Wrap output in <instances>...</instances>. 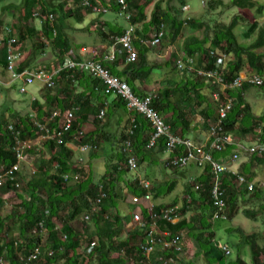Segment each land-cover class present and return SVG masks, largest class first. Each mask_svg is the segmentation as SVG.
<instances>
[{
    "label": "trees",
    "instance_id": "obj_1",
    "mask_svg": "<svg viewBox=\"0 0 264 264\" xmlns=\"http://www.w3.org/2000/svg\"><path fill=\"white\" fill-rule=\"evenodd\" d=\"M73 1L77 11L68 12L70 14L68 17L58 6L52 3V0H25L24 12L18 25V45L16 48L24 52L23 45L28 42L32 43L33 48L29 57H26L18 65L19 73L32 70L37 58H40L42 52L50 48L61 59L70 56L74 60H81L77 55V57L72 55L76 47L70 41L64 23L68 18H74L82 24L92 13L89 10L83 11L81 0ZM153 1L128 0L131 18L126 21L128 23L126 27L135 29L137 37L134 43L139 52V61L133 71H130V76L124 81L132 87L138 96H141L142 94H140L136 84L147 80L152 75L153 70L157 68V66H153L150 71L145 69L148 67L145 58L148 52L160 47L152 48L143 43L153 27L161 28L164 26L166 28L172 26V33L167 36H171L173 40L180 37L185 26H189L196 32H205L206 36L203 40L196 37L189 38L178 53L179 58L188 55L194 60L195 71L189 75L184 74L188 78L187 82L176 83V85L171 82L165 87V90L161 89L154 93L157 96L154 101L155 110L166 118L176 134L187 137L186 135L192 131L191 125L195 122L193 117L201 115L197 123L202 121L203 127H206V124L212 119L219 117L218 103L212 96L206 94V90L210 89L213 95L214 84L199 77L197 73L201 69L214 67L215 60L211 59L210 52H215L218 56L226 55L228 57L224 70L226 84H231L242 74L258 75L264 78V25L259 19L264 16V0H231V7L249 10L256 14L257 19L255 22H249L244 17L236 16L229 25L219 22L211 25L205 21V17H208L209 13L217 12L226 6L224 0H211L205 5V11L200 17L181 22L179 18L172 17L170 13H164L160 4L156 5V12L152 20L148 21L147 9ZM94 4L106 6L118 15L120 13L115 0H110L108 3L106 0H95ZM36 8L42 11L39 17L34 14ZM50 14L56 16L55 23L50 21L48 17ZM119 17L124 18L120 15ZM39 19L43 25L41 31L36 28V22ZM126 27L122 26L118 35H124L129 30L124 29ZM244 29L246 30V39L253 38L249 44L243 43L242 38L237 34ZM54 30L57 31V36L54 35ZM4 49V57L0 61V65L6 70V45ZM98 56L97 58H100ZM119 56L126 62L124 56ZM117 62L118 60L114 63L105 62L104 66L113 75L122 78L121 73L116 70ZM133 66L135 65L129 67L132 68ZM174 69L179 72L176 62ZM56 84L57 88H61V90H58L55 96L49 93L45 103L41 100L32 103L36 111V118L32 117L31 114L22 116L13 113L12 119L15 120V123H12L6 115L0 117L1 176L4 169L8 170L17 163V157L13 151L15 141L9 131V126L15 127L23 141H37L42 135L35 126V122L44 123L53 111L60 113V117L50 124L51 132L56 138L41 142L38 149L41 150L36 162V172L31 174L32 176L27 175L25 171L27 164L26 162L25 165L23 164L21 180L25 182L28 199L26 200L23 195L18 194L19 190L11 184L9 179L6 180L7 188L17 193L22 202L17 205L16 210L8 212L4 199L0 198V260L4 258L9 264H24L22 259L28 258L40 247L41 236H35L34 231L40 229V223L44 222L48 231V242L44 246L45 248L42 247L39 259L33 264H129V262H132L131 264H148L142 262L145 258L140 249V244L145 240L144 232L135 225L132 227L130 221L133 218L128 221V218L120 210L119 201H122L124 193L137 198L147 195V190L139 184L140 179L134 182L125 181L127 172H129L127 170L128 154L125 152V142L131 139L133 153L138 158L140 165L154 163L152 160L153 152L156 153L155 155H162L165 151L163 142L158 149H149L150 139L154 131L151 125L139 116H136L137 129L133 137L129 134L132 119L127 121L119 134L110 133L108 123L118 115L120 110L128 111L127 105L119 97H115L113 101L109 102L108 100L112 96L106 95L103 84L90 75L64 71L56 78ZM253 88L264 93V84L260 87L246 84L243 89L228 90L222 94V101L234 100V108L223 121V126L226 132L238 140L253 135L259 142L264 143V115L256 117L246 98V93ZM74 109H76L77 120L72 130L62 138V144H59L57 142L59 140L58 133L63 117L67 111ZM102 111H106L105 119L108 120L106 126H101L103 120L98 118ZM167 115L168 117H166ZM91 117H95V131L90 135L86 134L82 140L76 143L80 146L88 144L98 146V150L93 153L94 159L100 157L106 159L102 166L103 176H100L99 179L93 163H89L86 167L77 166L74 162L75 152L67 147L69 143L74 142L76 135L83 132L84 125L90 121ZM196 130L200 129L195 128L193 131ZM205 132L208 133V131ZM236 149V147H228L223 153L214 152L213 156L215 160L225 162L236 153ZM35 152V150L30 151L31 154ZM247 157L249 158L243 162L240 174L246 177L248 181L256 182V189L250 192L247 187L241 186L235 177L231 175L225 177L223 183L227 190L228 221L240 214L242 202H250L255 204V208H258L257 211L255 209L245 210L246 217L252 220H256L260 216L264 217V187L260 182L259 184L257 182L260 176L259 170L264 168V157L248 155ZM162 167L165 168V166ZM66 175L71 177L79 175L80 180L76 181L71 178L66 181ZM210 179L209 168H207L198 179L199 182L206 184L205 188L200 192L191 191L190 200L185 199V204L179 211L180 222L173 225L162 221L159 223V229L162 232H169L171 237H182V234H187L198 242L202 253L210 254L213 249L216 252V258L211 259L210 264H219L224 261V257L219 247L215 246L214 227L218 222L212 220L213 205ZM122 183L125 184V188L122 187ZM175 187L176 183L165 186L167 190L165 188L157 189L156 186H153L151 193L156 194L157 199L162 196V190L163 195H169ZM101 188H103L102 191ZM102 193L106 194V198L98 205V212L92 214L93 228H86V234L78 233L73 228L72 223L82 215H89ZM172 208L174 205L167 208L154 206L157 213ZM65 210H68V214L63 218L62 213ZM189 213H193V219L190 221L186 218ZM143 215L146 224H148L150 211L143 209ZM55 220L62 221V229H58ZM10 221L13 229L8 230ZM14 233H19V239L14 237ZM238 233L241 239V243L237 246L238 249L241 250L244 246H249L253 264H264V247L259 244L263 235L256 232L247 233L244 230H238ZM65 235L67 239L64 238ZM87 239H91L89 244H87ZM94 241L98 242V246L93 254L84 255L83 246L85 244L89 246ZM183 244L185 245L184 242ZM52 251L54 254L50 256L49 253ZM160 257L164 259L176 257L175 261L180 263L177 261L176 254L161 250L152 256L151 262L162 264L158 260ZM244 263L241 256L229 261V264Z\"/></svg>",
    "mask_w": 264,
    "mask_h": 264
},
{
    "label": "built area",
    "instance_id": "obj_2",
    "mask_svg": "<svg viewBox=\"0 0 264 264\" xmlns=\"http://www.w3.org/2000/svg\"><path fill=\"white\" fill-rule=\"evenodd\" d=\"M95 0H81V7L83 10H89L92 14L100 16L110 13V9L105 6L95 5ZM116 4L120 9L119 15L124 17L126 20H130L131 15L129 14L130 5L128 0H115ZM39 17V14H35ZM49 19L52 23L56 22V16L50 14ZM54 35L57 36V31L54 30ZM11 33V31H9ZM166 30L163 27L153 28V34L151 38L143 40V43L152 48H156L162 45L166 38ZM136 32L134 28H130L124 35L118 36L114 39L115 48L111 54L107 55L103 60L97 59V52H88V57L81 60L68 59L64 64L60 65L59 68L54 72H48L43 69H36L32 71H25L19 73L17 67L25 59L24 52L19 51L16 47L18 41L16 38L11 37L7 41V55H6V71L11 75L13 82L22 81L21 93L27 94L28 88L39 83L43 87L49 89H55L57 87L56 78L64 71H74L78 73H86L93 79L98 80L104 86V92L108 96L119 97L124 100L127 105L128 111L132 114L129 134L133 137L137 129L136 116L144 118L153 128L154 134L150 139L149 149H158L160 144L163 142L165 153L169 155V159L165 164V168H174L178 170H186L191 166H196L202 172H205L209 168L210 174V187H211V198H212V220L214 222L228 221L227 215V190L224 188V179L227 175H231L238 180L241 186L248 188L250 192L255 191L256 182H250L246 177L240 174V168L242 166L241 153H245L248 156H259L264 157V143L257 142L252 146H244L236 141L233 136L224 130L223 121L227 118L228 113L234 108V100L230 99L226 102L222 101V94L228 90H240L244 86L251 85L260 87L264 84V78L258 75L248 76L242 74L239 78L235 79L231 84L225 83L224 70L225 64L228 60L226 55L218 56L215 52H210L211 59L214 61V67L212 69H201L199 70L198 76L206 81L212 82L221 89V93L213 95V99L219 104V117L214 119V126L210 129L209 141L206 144H198L188 137H183L180 134H176L172 128V125L166 121L164 116L158 113L154 108V101L157 98L155 94L149 96H138L132 87L124 80L115 76L104 66L105 62L114 63L117 60L118 54L122 55L126 59V64L135 65L139 61V52L135 46L134 40L136 38ZM86 53L87 50L83 49ZM177 67L182 74H191L195 71L194 60L188 55L181 56L177 61ZM36 99H33L35 102ZM106 111H102L98 116L99 120H104ZM34 118L36 116L33 115ZM60 117L58 111H53L48 119L43 123L40 121L35 122V126L41 132L42 137L37 141H23L20 133L16 132L13 125L9 126V131L12 133L15 141L14 153L17 157V163L10 169H4V173L0 176V194L1 191L7 188L6 180L9 179L11 184L16 189L22 188L21 174L23 172V164L27 162V157L30 151L38 150L41 142L54 140L56 137L53 136L50 124ZM77 120L76 109L69 110L63 117V121L59 127L60 132L58 133V143L62 144V138L68 132H70ZM85 136L84 132L79 133L75 136L74 142H79ZM77 151L84 153L95 152L98 150L96 145H84L80 146L78 143ZM67 147L74 149L73 145L68 144ZM228 147H236V153L231 156L227 161L220 162L215 160L213 153H223ZM125 152L128 154L127 169L130 172L136 173L139 168V160L133 153V145L131 139L125 142ZM75 179L80 180V176L71 177L65 176V180ZM194 184V191L200 192L205 188V183L199 182L198 179L192 180ZM139 184L147 190V195L141 198L135 197L136 203H140V200L150 201L152 200L151 185L148 182L140 180ZM103 188H101L102 191ZM106 198V194L102 193L97 204L93 206L92 212L85 217L86 221H91L92 214H96L99 209V204ZM190 199V197H189ZM141 204V203H140ZM150 211V220L148 224L144 219L143 212L137 213L133 217V223L136 227L140 228L145 235V240L140 244V249L145 258L143 263H151V258L154 254L161 250L162 252H172L176 255H180L184 252V246L182 238L180 236L171 237L169 232H162L159 229V223L165 221L176 225L180 222L179 207L164 210L163 212L157 213L153 207H146ZM63 228V227H62ZM59 229V228H58ZM35 236L48 235V231L44 222L40 223V229L34 231ZM67 239V236L64 237ZM98 246V242L94 241L89 246L84 248V255L90 256ZM216 246H218L216 242ZM221 254L224 257V261L219 264H229V261L234 258L233 250L228 246L224 245L219 247ZM50 256L54 252L49 253ZM41 255V248H37L28 258H23L24 264H33L39 259ZM162 264H181L175 261L173 258L164 259L160 257L158 259ZM0 264H6L4 258L0 260ZM82 264V263H80Z\"/></svg>",
    "mask_w": 264,
    "mask_h": 264
},
{
    "label": "rangeland",
    "instance_id": "obj_3",
    "mask_svg": "<svg viewBox=\"0 0 264 264\" xmlns=\"http://www.w3.org/2000/svg\"><path fill=\"white\" fill-rule=\"evenodd\" d=\"M60 5L63 8V13L66 14L70 12L71 9L76 8V4L73 0H59ZM107 3L110 2V0H106ZM211 0H154L153 3L150 4V6L147 9V15H148V21H151L153 18V15L155 14L156 10V5L160 4L161 9L164 13L171 14L172 17L179 18L180 22L181 21H186V20H195L198 17H200L204 11H205V5L208 4ZM226 6L222 9H219L217 12L209 13L208 17H205V21H208L209 24L214 25L215 23H224L229 25L233 19L236 16H241L246 18L249 22H255L257 19L256 14L250 12L249 10H241V9H236L231 7V0H224ZM24 3L25 0H0V57L3 59L4 57V47L7 45V41L13 37V38H18V25H19V20L21 19L23 12H24ZM52 3H54V0H52ZM102 6L101 4H99ZM65 8H64V7ZM106 7V6H105ZM61 8V9H62ZM77 10V8H76ZM112 11L110 10V13L107 14L106 16L100 15L96 16L93 14H90L87 18V22L85 24H80L78 21L74 18H68L67 19V25L68 27L72 28H85L87 31L86 33L78 30L80 34H85L86 39L82 38L83 41L85 42L82 43L85 47H90L93 48L97 41H103L110 38L108 31H107V23L105 22V18L109 19L111 17H114V15L111 13ZM34 14H42V11L39 8H36L34 11ZM67 16L69 17L70 14L68 13ZM121 20V23L123 26H127V20L125 18L119 17ZM261 24L264 25V16L259 18ZM98 25L96 26V31H91L90 28L93 25ZM36 26L41 30L42 29V22L39 19L36 22ZM9 28L11 30V33L7 31ZM156 28V27H153ZM129 29V27L127 28ZM171 29L172 26L166 27V33L167 35L171 34ZM245 32L246 30H241L237 34L240 35L242 38L241 40L245 44H249L253 38L251 39H246L245 37ZM153 34V29L149 31V35L147 36V39L151 38L150 36ZM75 35V34H73ZM166 35V38L164 39L162 45L159 48L152 49V63L151 66L148 65L146 70L150 71L151 67H156V66H162L163 68L169 63L171 65L170 70L168 71L167 69L165 70L167 73H170L169 75V80L175 79L177 76L174 75L175 72L177 71L175 68V62L177 63L179 56L178 53H180L181 49H183L184 44L186 41L189 40V38L196 37L199 39H204L206 36L205 32H196L195 30L191 29L189 26H185L182 34L180 35L179 38L176 40H173L172 37H168ZM78 36V35H77ZM244 39H243V37ZM86 40V41H85ZM248 40H250L248 42ZM174 41V43H172ZM2 42V43H1ZM30 43V42H28ZM27 44L23 45L25 48H27ZM170 43V46H174L175 48H178V52L174 51V53L166 60V49L168 48ZM31 44V43H30ZM81 44V45H82ZM94 45V46H93ZM168 45V46H167ZM99 52V51H98ZM29 57V56H28ZM178 57V58H177ZM177 58V59H176ZM176 59V60H175ZM62 59L56 55V53L53 51V49H48L45 50V52H42V56L40 58H37V60L34 63L33 70L36 69H43L48 72H54L59 68L60 61ZM162 60H164V63H162ZM159 62V63H158ZM161 64V65H159ZM136 65V64H135ZM165 69V68H164ZM157 72L156 69L153 70V72ZM177 73H179L177 71ZM1 74V71H0ZM155 74V73H153ZM157 75V74H155ZM152 78V77H151ZM11 78L5 75V72H2V77L0 75V117L3 115H6L8 120L11 121L12 123H15V120L12 119V114L13 113H18L22 116H27V115H34L36 111L34 110V106L32 105L33 103V98L36 97L38 100L42 99L44 102L46 101V96L51 93L52 96H55L58 92V90H61V88H55V89H50L48 87H43V85L37 83L34 86H31L28 88V93L27 94H22L21 93V87L23 85V82L18 80L13 83V85L10 87ZM178 84V83H177ZM167 83H164V86H166ZM176 85V84H174ZM40 89V90H39ZM207 92H210L209 90H206ZM213 95L217 93H221V89L219 86L214 85L213 87ZM246 98L247 102L251 105V108L254 112V115L256 117H261L264 115V93L261 92L259 89L253 88L251 91L246 93ZM219 105V104H218ZM52 110H54L52 108ZM51 111V110H50ZM196 117V119H195ZM193 117V121L196 124L197 120L199 119V115ZM94 118L91 117V120L87 123L84 127V133L85 135L90 133L93 129H95L94 125ZM214 121V120H213ZM208 122L206 124V127L204 126V130L210 131V129L214 126V122ZM102 124L101 126H106L108 123L107 119H104L101 121ZM111 130L114 132H117L119 130V126L117 124V121L112 119L111 122L108 123V125ZM235 140H238L237 138L233 137ZM238 142L244 146H252L254 143L258 142V139L254 137L253 135H250L244 139L238 140ZM41 150V149H40ZM40 150H35L36 152L34 154L30 153L29 158L27 157V162L25 166V171L27 175H31L33 169L36 168L35 162L38 161L39 158V151ZM154 156L160 159V155H155L156 153L153 152ZM242 161L247 160V155L245 153L240 154ZM82 156L79 154H76L74 156V162L76 165L81 166V167H86L87 164L90 162V159H86V163L82 164L80 162ZM28 160L30 161L28 163ZM94 163L93 166L96 168V173L98 174V179L100 176H103L104 170L102 166L105 164V158L100 157L98 159H93ZM150 164V163H149ZM149 164H139L138 168V175H140L141 178H143L144 181H148L151 183V186H156L158 188H165V186L176 183V187L173 190L171 194L163 195V190H162V196L156 199V194H152V200L146 201V200H140V203H146L147 207H153V206H165L171 207L174 205V207H179L180 210L183 208L185 204V199L189 201L190 193L191 191L194 190V184L193 181L194 179H199L204 172L197 168L196 166H191L190 168L186 170H178L174 168H166L164 171H162L160 168H156L153 165ZM25 165V164H24ZM154 167V168H153ZM128 170V169H127ZM129 171V170H128ZM241 171V168H240ZM260 171V176L258 177V184L259 182L262 184L264 187V168L263 170ZM25 173V172H24ZM136 173V174H137ZM132 173V172H127V175L125 177V181H136L139 179V177ZM32 176V175H31ZM22 177V175H21ZM257 184V183H256ZM122 187L125 188V184L122 183ZM151 187V188H152ZM26 185L25 182L22 183V188L19 189L18 194L23 195L24 199H28V195L26 194ZM167 190V188H165ZM135 196H130L127 193H124L123 199L120 202V210L123 215L128 214V208L130 206L135 207L134 212L139 210V207L137 206H142L143 204H138L135 201ZM0 198H3L5 203H6V209L8 212L11 210H16L17 205L21 204L22 199L15 193L13 190L9 188H5L1 191ZM135 205V206H134ZM144 208V207H143ZM130 209V208H129ZM255 211L258 210V208H255V204L249 203H241V212L238 216H236L233 220L231 221H221L215 224L214 227V232L216 234V237L214 238L218 244L219 247L224 246V245H229L233 251H234V259L238 258L241 256V258L244 260V264H253V258H252V252L250 250L249 246H244L241 250L238 249V245L241 243L240 239V234L238 233V230H244L247 233H259L260 235H263V239L259 241V244L264 247V217L260 216L256 220L249 219L246 217L244 211L245 210H253ZM68 214V210L63 211L62 216L65 218V216ZM86 215H82L79 219L74 221L72 223L73 228L80 234H86V228L90 227L93 228V224L91 221H86L85 220ZM193 213H189L186 218L190 221L193 218ZM55 223L59 229H62L63 223L62 221H57L55 220ZM13 229L12 222L10 221L8 223V230ZM19 233H14V237L16 239H19ZM182 242L185 243L183 246H185V250L182 254L177 255V261H179L181 264H210V260L213 259L214 257L216 258V252L212 249L210 254H205V252H201L200 245L196 240H193L191 237L187 236V234H182ZM87 244L91 242V239H87ZM48 242V235L44 234L41 237V241L39 243L40 248L44 247ZM215 242V243H216ZM87 245L85 244L83 247L85 248ZM216 246V245H215ZM45 248V247H44ZM84 252V250H83ZM202 253V254H200ZM176 260V257L173 258ZM6 261V260H5ZM133 261V260H132ZM132 263V262H131ZM129 262V264H131ZM6 264H9L6 261ZM151 264V263H148Z\"/></svg>",
    "mask_w": 264,
    "mask_h": 264
},
{
    "label": "crops",
    "instance_id": "obj_4",
    "mask_svg": "<svg viewBox=\"0 0 264 264\" xmlns=\"http://www.w3.org/2000/svg\"><path fill=\"white\" fill-rule=\"evenodd\" d=\"M54 4L56 5V6H58L60 9L62 8V6L60 5V1L59 0H54ZM64 7V6H63ZM65 8V7H64ZM62 10V12H63V8L61 9ZM70 11H77L76 10V8H74V9H71ZM84 11V10H83ZM113 12V11H112ZM111 12V13H112ZM66 14H68V13H66ZM113 15H114V17H111V18H109V19H106L105 18V22L107 23L106 25V27H107V31H108V34H109V36H110V38L109 39H105V40H103L102 42L101 41H97V43L95 44V46L93 47V48H90V47H85L84 45H85V42L83 41V39L82 38H84V39H86V37L87 36H85V34H80L79 32H78V30H80V31H82V32H84V33H86L87 31L85 30V28H72V27H68V25H67V21L64 23V26H65V29H66V31H67V33L69 34V39H70V41H72V44H74L75 45V51H73L72 52V55H77L78 56V58H81V59H85V58H87L89 55H88V52H92V51H96L97 52V56L98 55H100V56H98V57H100V58H97V59H104L105 57H107V55H109V54H111L116 48H120V47H114L115 46V41H114V39L115 38H117L118 36H121V35H118L119 34V29H121V27L123 26L122 25V23H121V20H120V18H119V15L117 14V13H115V12H113L112 13ZM94 15V14H93ZM97 16V15H96ZM88 18V17H87ZM87 18L84 20V22L82 23V24H85L86 22H87ZM98 24H96V25H93L91 28H90V30L91 31H96V26H97ZM98 27H99V25H98ZM126 27V26H125ZM36 28L38 29V30H40L37 26H36ZM5 29H8L7 31H11L9 28H5ZM124 29H126L127 30V27L126 28H124ZM41 31V30H40ZM73 34H75V35H73ZM78 35V36H77ZM86 41V40H85ZM31 43V42H30ZM30 43H28V45H27V48H26V51L27 52H25L24 51V55H25V57H24V59L26 58V57H28L31 53H32V43L30 44ZM82 43H84V45L82 44ZM82 44V45H81ZM168 46V45H167ZM83 49H86L87 50V52L86 53H84L83 52ZM138 50V49H137ZM99 51V52H98ZM174 51H179L178 50V48H175V45L174 46H170V43H169V46H168V48L166 49V56H165V58H166V60H168V58L174 53ZM120 54H118V56H117V60H118V62H117V66H116V70L119 72V73H121V75H122V78L121 77H119V76H117V77H119L120 79H122V80H126L127 79V77H129L130 76V71L132 72L133 71V69L136 67V65L135 66H133L132 68L131 67H129L130 65H128V64H126L124 61H123V59H122V57H120L119 56ZM76 56V57H77ZM103 56V57H102ZM178 56H179V54H178ZM119 58V59H118ZM146 61H147V64L149 65V66H151V63H152V51H150V52H148V54L146 55ZM178 58V57H177ZM176 58V59H177ZM68 59H73L72 57H70V56H68V57H66L65 59H62L60 62V65L61 64H64V62L66 61V60H68ZM102 59V60H103ZM175 59V60H176ZM2 59H1V57H0V61H1ZM74 60V59H73ZM159 63V62H158ZM162 63H164V60H162ZM168 63V62H167ZM59 65V66H60ZM159 65H161V64H159ZM171 65H165V69L162 67V66H157V68H156V70H157V72H153V73H155V74H157V75H155V74H153L152 73V75L147 79V80H145L144 82H138L136 85H137V88L140 90V94H142L141 95V97H143V96H148V95H152V94H154V93H157L159 90H161V89H163V90H165V87L167 86V85H170V83L172 82V84H176V83H181V82H187V77H186V75H184V74H179V73H177V71L175 72V74L174 75H176L177 77L175 78V79H173L172 81L171 80H169V75H170V73H167L165 70L167 69L168 71L170 70V67ZM33 70V69H32ZM32 70H29V71H32ZM0 71H1V77H2V72H5V75L6 76H8V77H10L11 78V75L6 71V70H4L2 67H1V65H0ZM152 77V78H151ZM167 83V85L166 86H164V83ZM13 80H12V78H11V80H10V83H9V86L11 87L12 85H13ZM40 90V89H39ZM213 90V89H212ZM211 92L212 91H210V92H207L206 91V94L208 95V96H212L213 97V95L211 94ZM33 99H36V100H38L36 97H34ZM115 99V97H111L110 98V100H108L109 102L110 101H113ZM39 100H41L42 102H44L42 99H39ZM47 100V99H46ZM46 102V101H45ZM44 102V103H45ZM35 116H37L36 115V113H35ZM32 117H33V115H32ZM166 117H168V115L166 116ZM199 117H201V115H199ZM165 118V117H164ZM114 119V118H113ZM129 119H132V114L129 112V111H122V110H120L119 112H118V115L115 117V120L117 121V124H118V126H119V130L117 131V132H114L113 130H111L110 129V127L108 126V130H109V132L110 133H112V134H119V132L122 130V127L123 126H125L126 125V123H127V121L129 120ZM166 119V118H165ZM91 120V119H90ZM213 120V119H212ZM211 120V121H212ZM89 124V123H88ZM88 124H86V125H88ZM86 125H84V127L86 126ZM94 126V125H93ZM84 127H83V132H84ZM194 127V128H193ZM191 128H192V131H191V133L189 134V135H186L188 138H190V139H192L193 141H195L196 143H198V144H206L210 139H209V136H210V134H209V132L208 133H206L205 131L206 130H204V127H203V123H202V121H200L199 123H197L196 122V124L195 123H193V125H191ZM195 128H199L200 130H196V131H193ZM131 129V128H130ZM95 131V129H93L90 133H88L87 132V135H90L92 132H94ZM181 135V134H180ZM115 136H117V135H115ZM73 143H76V142H73ZM72 142L71 143H69V144H71V145H73V148L74 149H72L74 152H75V155L76 154H79L80 156H82L81 157V159H80V162H82L83 164L84 163H86V159H90V162L89 163H94V161H92V159H94V155H93V153L94 152H88V153H84V152H82V151H77V145L76 144H73ZM153 156V162L154 163H150V164H152L154 167H156V168H160L162 171H164L166 168H164L163 169V167L162 166H165V164H166V162H167V160L169 159V155L168 154H166L165 153V151H164V153L162 154V155H160L161 157H160V159L159 158H157V157H155L154 156V154L152 155ZM105 161H106V159H105ZM30 161H28V163H29ZM243 162H244V160L242 161V164H243ZM88 163V164H89ZM35 164H36V162H35ZM87 164V165H88ZM146 164H149V163H146ZM149 164V165H150ZM78 166V165H77ZM81 167V166H80ZM153 167V168H154ZM36 168L35 169H33V171L31 172L32 174L33 173H35L36 172ZM133 173V172H132ZM137 173V172H136ZM136 173H134V174H136ZM138 177H139V179L140 180H142V181H144L143 180V178H141L140 177V175H138V173L136 174ZM146 182H148V181H146ZM21 183H23L22 182V180H21ZM150 185H151V183L150 182H148ZM152 187V186H151ZM135 198V197H134ZM121 202V201H120ZM120 205H121V203H119ZM141 204H143L142 206H137V208L139 207V210H137L136 212H134V210H135V207H133V206H130L129 208H128V214H125L124 216L126 217V218H128V221H130L133 217H134V215L135 214H137V213H140L141 211L143 212V209H145L146 207H147V204L144 202V203H141ZM135 206V205H134ZM144 207V208H143ZM122 210V209H121ZM130 218V219H129ZM132 221H133V219H132ZM132 221H130L131 223V226L133 227V225H135ZM136 226V225H135Z\"/></svg>",
    "mask_w": 264,
    "mask_h": 264
},
{
    "label": "bare ground",
    "instance_id": "obj_5",
    "mask_svg": "<svg viewBox=\"0 0 264 264\" xmlns=\"http://www.w3.org/2000/svg\"><path fill=\"white\" fill-rule=\"evenodd\" d=\"M62 65V64H61Z\"/></svg>",
    "mask_w": 264,
    "mask_h": 264
}]
</instances>
